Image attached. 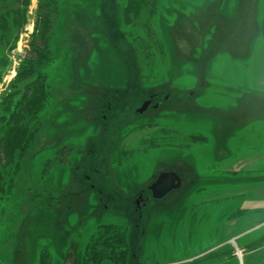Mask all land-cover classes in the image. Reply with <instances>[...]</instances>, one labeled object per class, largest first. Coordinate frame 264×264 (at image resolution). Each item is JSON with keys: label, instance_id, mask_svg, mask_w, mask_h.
Returning <instances> with one entry per match:
<instances>
[{"label": "rangeland", "instance_id": "374dc122", "mask_svg": "<svg viewBox=\"0 0 264 264\" xmlns=\"http://www.w3.org/2000/svg\"><path fill=\"white\" fill-rule=\"evenodd\" d=\"M22 13L0 14V264H264V0ZM164 171L183 185L156 200Z\"/></svg>", "mask_w": 264, "mask_h": 264}, {"label": "trees", "instance_id": "16d2710c", "mask_svg": "<svg viewBox=\"0 0 264 264\" xmlns=\"http://www.w3.org/2000/svg\"><path fill=\"white\" fill-rule=\"evenodd\" d=\"M8 1H10V2L8 3ZM30 2H31V0H0V14L4 13L6 11V14H11V15L14 14L15 17H18L17 14H20L21 10L23 9L22 14L24 17V14H26V9L30 5ZM3 16L5 17V19H7L6 15H3ZM8 17H9V15H8ZM20 19H22V18H20ZM16 21H18V20L12 19V23L15 24ZM14 24H13V26L8 25L6 36L10 33L11 28L13 30ZM31 58H33V57H31ZM31 103L34 106H35V104L39 105V103L37 102L36 99H33ZM18 127H19V125H17V127L9 135L8 143L11 147H13V145L20 146L21 144H23V142H25L21 139V137H23L24 128H18ZM6 139H7V137H6Z\"/></svg>", "mask_w": 264, "mask_h": 264}, {"label": "water", "instance_id": "95a60500", "mask_svg": "<svg viewBox=\"0 0 264 264\" xmlns=\"http://www.w3.org/2000/svg\"><path fill=\"white\" fill-rule=\"evenodd\" d=\"M150 104L151 102L147 101L138 112L142 113ZM180 185L181 179L175 172H162L156 183L152 186L154 197L156 199H162L171 191L178 189Z\"/></svg>", "mask_w": 264, "mask_h": 264}, {"label": "flooded vegetation", "instance_id": "af4514ba", "mask_svg": "<svg viewBox=\"0 0 264 264\" xmlns=\"http://www.w3.org/2000/svg\"><path fill=\"white\" fill-rule=\"evenodd\" d=\"M167 172H174V171H167ZM162 173V172H161ZM160 173V174H161ZM176 173V172H175ZM160 174L156 177V179H155V181L149 186V191H150V193H151V195H152V197L154 198V199H156L155 197H154V192H153V189H152V186L156 183V181L158 180V177L160 176ZM177 174V173H176ZM178 175V177L181 179V185H180V187H182V185H183V179L179 176V174H177ZM179 187V188H180ZM178 188V189H179ZM178 189H176V190H173V191H171L170 193H168L165 197H163L162 199H156V200H163V199H165L166 197H168V195L169 194H171L172 192H174V191H177ZM140 199L139 200H137V204L139 203V201L142 199V195L139 197Z\"/></svg>", "mask_w": 264, "mask_h": 264}, {"label": "bare ground", "instance_id": "6f19581e", "mask_svg": "<svg viewBox=\"0 0 264 264\" xmlns=\"http://www.w3.org/2000/svg\"><path fill=\"white\" fill-rule=\"evenodd\" d=\"M235 245H236V243H235ZM239 251V250H238ZM240 255V254H239Z\"/></svg>", "mask_w": 264, "mask_h": 264}]
</instances>
